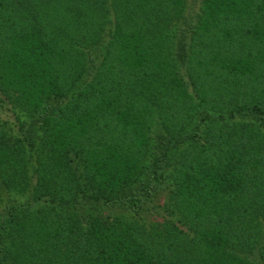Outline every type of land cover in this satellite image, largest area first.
<instances>
[{"label":"trees","instance_id":"1","mask_svg":"<svg viewBox=\"0 0 264 264\" xmlns=\"http://www.w3.org/2000/svg\"><path fill=\"white\" fill-rule=\"evenodd\" d=\"M198 2L0 0V264H264V0Z\"/></svg>","mask_w":264,"mask_h":264},{"label":"rangeland","instance_id":"2","mask_svg":"<svg viewBox=\"0 0 264 264\" xmlns=\"http://www.w3.org/2000/svg\"><path fill=\"white\" fill-rule=\"evenodd\" d=\"M186 3L187 6L185 19L188 22L189 20H191V15L198 10L199 2L198 0H186ZM185 28V23L181 20L176 26L172 27L171 29L172 53L176 57L178 67L181 71H184V60L180 49L188 41L184 31ZM26 122L28 123L29 120L24 117L23 112H21L19 109L14 108L11 105L3 104L0 102V131H4L6 134H9L11 136L19 135L21 134L22 128H28ZM151 123L153 152H157L159 148L164 144V134L161 130L159 119L156 113L153 114L151 118ZM23 129L22 131L27 134L28 132ZM25 196H21L18 193H11L9 195H5V198L3 199L1 205L3 206L7 202L8 198H13L17 201H23ZM77 213L79 214V210H77Z\"/></svg>","mask_w":264,"mask_h":264}]
</instances>
